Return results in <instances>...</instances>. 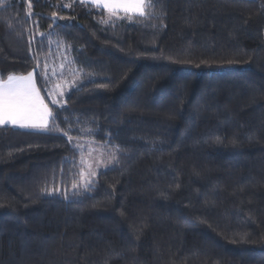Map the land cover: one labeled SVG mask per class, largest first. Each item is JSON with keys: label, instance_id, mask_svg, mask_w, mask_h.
<instances>
[{"label": "trees", "instance_id": "1", "mask_svg": "<svg viewBox=\"0 0 264 264\" xmlns=\"http://www.w3.org/2000/svg\"><path fill=\"white\" fill-rule=\"evenodd\" d=\"M146 2L0 0V79L73 137L0 126V264H264V3ZM89 142L116 161L85 190Z\"/></svg>", "mask_w": 264, "mask_h": 264}, {"label": "snow or ice", "instance_id": "2", "mask_svg": "<svg viewBox=\"0 0 264 264\" xmlns=\"http://www.w3.org/2000/svg\"><path fill=\"white\" fill-rule=\"evenodd\" d=\"M82 2H90L97 7L102 6L103 9L109 13L110 16L120 18V14H126L129 19L139 16L145 17L148 15L146 9L152 7L146 0H82ZM32 13H28L31 17ZM55 16V13H53ZM107 22V21H105ZM43 36V33H40ZM40 67V62H37V68ZM60 67L63 69L64 65ZM52 75H55L53 69ZM41 78L50 79L48 76V65L44 64L43 75ZM60 86L57 85V88ZM47 91V90H46ZM64 92L60 91L59 96L63 97ZM51 95V93H50ZM53 105L63 107L60 102L53 98L51 100ZM59 114L53 113L45 103L44 98L40 94V90L36 86L35 78L32 72L27 75L9 74L7 79H0V126H14L22 129H34L43 132L57 131L61 132L63 136L67 137L68 142H73V137L68 130H62L57 123ZM76 150L80 151L82 145H76ZM115 159V156H113ZM75 163V161H73ZM79 163L83 166L86 164L83 157ZM98 167V165H97ZM88 173L85 174L81 168L80 176L82 177V187L87 190L93 184L92 177L96 176V171L93 165L87 164ZM75 191L76 185H73Z\"/></svg>", "mask_w": 264, "mask_h": 264}, {"label": "rangeland", "instance_id": "3", "mask_svg": "<svg viewBox=\"0 0 264 264\" xmlns=\"http://www.w3.org/2000/svg\"><path fill=\"white\" fill-rule=\"evenodd\" d=\"M264 3V0H259ZM77 79H73L71 83L68 85H60L59 88H57L52 96L57 99L60 98L59 92L63 91L65 94L70 91L72 88L77 87ZM64 94V95H65ZM34 130V129H32ZM82 150L85 151L86 155L84 156V161H86V172L88 173L87 164L90 163L93 165V169L96 171V173L100 170L107 169L111 167L115 161H116V154L115 150L111 148L108 144H97L95 142H89L88 144L84 143ZM113 156H115V159H113ZM98 165V167H97ZM97 175V174H96ZM95 177H92L94 179Z\"/></svg>", "mask_w": 264, "mask_h": 264}, {"label": "crops", "instance_id": "4", "mask_svg": "<svg viewBox=\"0 0 264 264\" xmlns=\"http://www.w3.org/2000/svg\"><path fill=\"white\" fill-rule=\"evenodd\" d=\"M80 1H82V0H80ZM86 3H89V4H91L90 2H86ZM93 5V4H92ZM94 6H96V5H94ZM97 7V6H96ZM99 8H102L103 9V7L102 6H100ZM7 126V125H6ZM14 127V126H13Z\"/></svg>", "mask_w": 264, "mask_h": 264}]
</instances>
